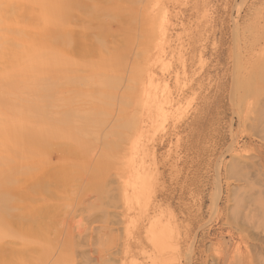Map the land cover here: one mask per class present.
I'll return each mask as SVG.
<instances>
[{
  "label": "rangeland",
  "instance_id": "374dc122",
  "mask_svg": "<svg viewBox=\"0 0 264 264\" xmlns=\"http://www.w3.org/2000/svg\"><path fill=\"white\" fill-rule=\"evenodd\" d=\"M64 1L43 32L76 60L25 86L43 114L8 155L13 264H264V0Z\"/></svg>",
  "mask_w": 264,
  "mask_h": 264
},
{
  "label": "bare ground",
  "instance_id": "6f19581e",
  "mask_svg": "<svg viewBox=\"0 0 264 264\" xmlns=\"http://www.w3.org/2000/svg\"><path fill=\"white\" fill-rule=\"evenodd\" d=\"M19 1L21 4L20 7L18 6V8L20 10V8L24 7L23 14H25L20 15V20H18V17L16 16L18 12L15 13L17 7L14 9V0H0V39L3 40L0 42V70H5L2 76H0V110H2V107H5V110H3V112L0 111V200L2 201V203L7 202V198H9L10 196H12L14 200L11 197L10 198L14 202L18 198L21 199L20 195H18L17 193V186L19 187L22 184L21 188L24 187L23 183H25V181L28 179L27 174V179H25L24 177L27 169L21 170L24 174L22 176L20 175L18 178V175L20 173L18 172V174L16 171L20 167L18 165H15L17 163V159L15 158V156H10L12 153L18 152L17 147L14 146L15 143H18V137L23 135V138H27L28 141L32 138V129L26 122L29 121L28 118H31V116H33L34 118H38L43 114V109L38 108V110H35L32 108L33 103L38 102L39 99L37 97L33 99L35 95L30 96L31 92L29 88H26L25 86L28 87L34 84H40L42 85L41 88H45V90L48 91L45 83L48 78H51L52 76L57 74L59 70L58 64L61 68H64L68 66L70 62L72 63L76 60L74 50H71L70 52L72 53V57L69 62L64 58L65 53L61 54L63 56L55 55L51 53L52 50L48 49V45L46 44V35H44L43 32L45 18L48 14H50L48 10L53 11V13H55L56 11L62 13V7H66L62 4L61 0H27V3L24 2L25 0H18V2ZM22 3H24V5ZM81 6L86 10L85 12L87 14L94 15L95 17L100 14V10L95 8L93 4L84 5L82 3ZM17 20L18 23H16ZM84 27L85 25L83 26V28ZM89 27L90 26H88L86 29L89 30ZM81 28L79 26L78 31L74 29L73 32H83L81 30L84 29ZM68 29L71 28L68 27ZM69 33L70 32H64V34H59L58 36H56V38H54V40L59 42L60 44H65L68 40L75 38L72 33H70L71 35H69ZM86 35L87 32L85 36ZM69 36H72L73 38ZM75 40H81L82 42H84V46H82L83 49L87 52V54L90 53L91 50L89 45L92 43V41L87 42V39H77V37ZM86 57L89 58L91 56ZM86 61L88 62V59ZM75 67L78 70V67L80 66H74L73 69H75ZM19 77L24 82V84L20 83ZM12 95H16L15 98H10ZM37 125L42 128L40 124ZM9 154L10 156H8ZM22 155L26 165H31V162L33 161L31 159H27L26 153L24 152L22 153ZM12 203L13 202H11V206ZM8 206L9 204L6 205L7 208ZM11 208L14 209L13 206ZM22 208H24V206ZM10 209L8 211L9 213H7L8 215L11 213L10 211H12ZM17 209L19 208L17 207ZM21 212H23V210ZM0 215H2L1 211ZM13 233L14 232H12L11 228L7 224L1 225L0 223V264H13L12 259L17 258L16 256H13V250L18 251L19 249L32 247L35 242L34 236L26 238L25 241L24 237L23 241L19 242L18 239H15L16 237ZM16 240L18 242H16ZM10 245L11 248L7 250Z\"/></svg>",
  "mask_w": 264,
  "mask_h": 264
}]
</instances>
